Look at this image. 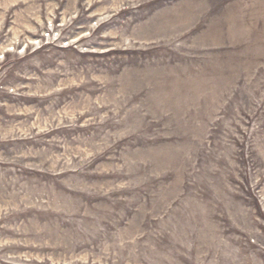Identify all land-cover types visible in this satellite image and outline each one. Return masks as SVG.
<instances>
[{"label":"rangeland","instance_id":"1","mask_svg":"<svg viewBox=\"0 0 264 264\" xmlns=\"http://www.w3.org/2000/svg\"><path fill=\"white\" fill-rule=\"evenodd\" d=\"M0 264H264V0H0Z\"/></svg>","mask_w":264,"mask_h":264}]
</instances>
